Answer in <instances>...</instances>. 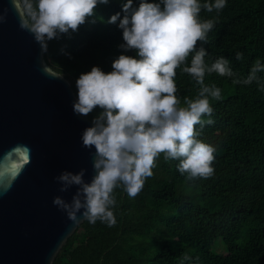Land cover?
<instances>
[{"label": "trees", "instance_id": "obj_1", "mask_svg": "<svg viewBox=\"0 0 264 264\" xmlns=\"http://www.w3.org/2000/svg\"><path fill=\"white\" fill-rule=\"evenodd\" d=\"M125 2L99 5L96 16L70 38L49 41L44 59L62 69L75 96L81 73L93 66L107 73L119 55L135 56L119 47L124 43L119 21L107 23L116 13L123 17ZM139 2L133 0V6ZM200 17L216 19L207 42L197 45L207 50V62L223 56L240 78L257 59L264 63V0H227L219 13L202 10ZM257 76L259 84L249 85H234L215 73L205 76V84L222 91L220 101H211V117H203L214 123L196 126L198 139L217 149L212 178L186 180L177 170L179 161L166 162L161 154L135 198L115 190V226L84 220L52 264H181L183 253L190 257L183 264H264V72ZM175 83L184 106L183 97L194 98L199 86L179 69ZM218 239L223 252L214 248L222 245Z\"/></svg>", "mask_w": 264, "mask_h": 264}, {"label": "clouds", "instance_id": "obj_2", "mask_svg": "<svg viewBox=\"0 0 264 264\" xmlns=\"http://www.w3.org/2000/svg\"><path fill=\"white\" fill-rule=\"evenodd\" d=\"M109 0H11L18 16L19 28L29 32L41 50V69L49 77L64 80L62 69L56 70L44 61L48 43L62 36L71 37L80 26L96 16L99 5ZM227 0H133L122 4L120 13L112 15L107 23L122 30L124 52L112 62V71L104 72L93 66L81 73L75 81L76 99L73 113L88 117L96 112L91 126L81 133L82 146L90 150L93 175L85 180L86 169L78 172L62 171L54 177L59 191H76L71 200L62 196L53 198V204L66 214L73 224L86 220L114 227L116 217L115 190L122 189L129 199L143 189L145 181L153 176L157 160H177V170L186 180L210 179L216 147L198 139L199 125H211V101H220L222 91L214 83L205 84V76L215 73L232 78L234 85L259 84L257 73L264 72V63L257 59L246 78H240L230 67V61L221 56L206 61L208 52L198 43H206L216 19H201L202 10L219 13ZM7 19V11H0V24ZM95 22L94 20L92 21ZM190 58V62H189ZM236 53V59H242ZM191 77L199 86L194 98L177 96V70ZM264 91V85H260ZM94 149V152L91 151ZM15 160V157H13ZM2 194V193H0ZM183 253L181 264L189 260Z\"/></svg>", "mask_w": 264, "mask_h": 264}, {"label": "water", "instance_id": "obj_3", "mask_svg": "<svg viewBox=\"0 0 264 264\" xmlns=\"http://www.w3.org/2000/svg\"><path fill=\"white\" fill-rule=\"evenodd\" d=\"M5 10L7 19L0 24V264H52L84 221L73 224L53 204L56 196L70 201L76 191L61 193L54 177L83 168L90 181L92 156L80 137L91 121L73 113L76 96L68 80L42 72L40 46L19 28L11 0H0V11Z\"/></svg>", "mask_w": 264, "mask_h": 264}, {"label": "rangeland", "instance_id": "obj_4", "mask_svg": "<svg viewBox=\"0 0 264 264\" xmlns=\"http://www.w3.org/2000/svg\"><path fill=\"white\" fill-rule=\"evenodd\" d=\"M218 243H221L222 245H220ZM216 244H218V245H216ZM216 244H215L216 247H214L216 250H218L219 252H223L225 250L224 244L222 243V240L218 239Z\"/></svg>", "mask_w": 264, "mask_h": 264}]
</instances>
